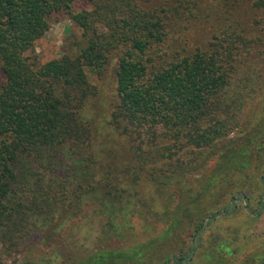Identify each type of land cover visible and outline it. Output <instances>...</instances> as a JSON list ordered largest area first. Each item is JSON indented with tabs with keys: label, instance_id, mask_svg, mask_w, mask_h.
<instances>
[{
	"label": "trees",
	"instance_id": "obj_1",
	"mask_svg": "<svg viewBox=\"0 0 264 264\" xmlns=\"http://www.w3.org/2000/svg\"><path fill=\"white\" fill-rule=\"evenodd\" d=\"M75 1L0 0V264H264V226L216 225L238 200L249 224L264 212V0H233L253 18L187 54L165 52L150 0L71 13ZM60 12L84 46L38 65L26 53ZM114 52L107 125L125 160L95 148L85 114L88 76ZM254 103L262 112L245 115ZM85 208L100 231L78 253L63 232Z\"/></svg>",
	"mask_w": 264,
	"mask_h": 264
},
{
	"label": "rangeland",
	"instance_id": "obj_2",
	"mask_svg": "<svg viewBox=\"0 0 264 264\" xmlns=\"http://www.w3.org/2000/svg\"><path fill=\"white\" fill-rule=\"evenodd\" d=\"M244 2L246 5L251 4V1L244 0ZM236 4L237 1L233 0H150L144 3V6L160 13L163 18L165 17L166 29L169 33L168 43L164 44L165 52L178 51L180 54H187L195 49L203 48L212 39L213 35L224 33L223 31L228 25L232 26L229 32L233 31L235 21H249V18H253V9L250 12H242L243 9L238 12ZM89 9L90 5L86 0H76L72 4L70 12L77 13ZM258 17L257 15V19ZM49 23L48 31L26 53L36 60L38 65L59 59L66 54L75 55L84 46L81 30L71 22L68 13L53 14ZM258 34L262 36L264 43V32ZM117 54V52L111 54L108 66L102 76L96 77L91 74L88 76L90 85L96 88V95L87 101L85 114L93 129L95 148L109 149L117 156L124 155L121 157L125 160L128 157L125 140L113 133L107 125L110 113L117 103L115 91ZM255 65L258 66L254 64L253 67ZM4 83L5 75L0 66V87ZM261 110V106L254 103L245 109L244 114L256 116V114L262 112ZM36 169L40 170L38 166H36ZM236 203L239 204V212L233 218L220 221L216 225L222 227L226 225L247 227L249 225V235H253V231L260 232V229L264 226V212L257 223L249 224L247 212L242 208L245 202L242 204L238 200ZM84 213V218L81 217L70 222L69 227L63 232L64 239L78 253H84L88 249H92L100 231L99 222L92 216L91 209L85 208ZM136 228L138 231L141 227L137 225ZM135 236L136 234L133 235V237ZM252 239L254 238L252 237ZM252 245L253 243H249L248 248Z\"/></svg>",
	"mask_w": 264,
	"mask_h": 264
}]
</instances>
